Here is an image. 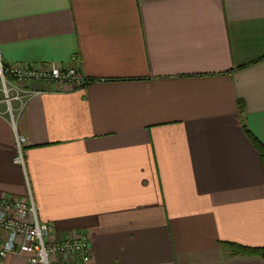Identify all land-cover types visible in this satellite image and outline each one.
I'll return each mask as SVG.
<instances>
[{
    "label": "crops",
    "instance_id": "obj_1",
    "mask_svg": "<svg viewBox=\"0 0 264 264\" xmlns=\"http://www.w3.org/2000/svg\"><path fill=\"white\" fill-rule=\"evenodd\" d=\"M0 49L87 79L0 104V197L91 244L53 264H264V0H0Z\"/></svg>",
    "mask_w": 264,
    "mask_h": 264
},
{
    "label": "built area",
    "instance_id": "obj_2",
    "mask_svg": "<svg viewBox=\"0 0 264 264\" xmlns=\"http://www.w3.org/2000/svg\"><path fill=\"white\" fill-rule=\"evenodd\" d=\"M73 82L78 86L87 83L77 67H46L40 65L5 64L0 49V91L3 94L0 104L6 105V113L16 127L18 114L13 103L21 101L24 105L34 92L23 86L25 81ZM19 109V112L22 108ZM24 137L17 135L19 154L16 161L23 163L22 143ZM50 224L40 220L37 208L29 193L27 199H6L0 197V255L27 253L31 264H53V258H73L81 254L84 261L91 255V244L86 237L52 240Z\"/></svg>",
    "mask_w": 264,
    "mask_h": 264
},
{
    "label": "trees",
    "instance_id": "obj_3",
    "mask_svg": "<svg viewBox=\"0 0 264 264\" xmlns=\"http://www.w3.org/2000/svg\"><path fill=\"white\" fill-rule=\"evenodd\" d=\"M245 130L264 159V144L255 136V134L250 129L246 128V126ZM223 244L228 247L233 254L258 255L264 258V247H248L233 242H224Z\"/></svg>",
    "mask_w": 264,
    "mask_h": 264
},
{
    "label": "rangeland",
    "instance_id": "obj_4",
    "mask_svg": "<svg viewBox=\"0 0 264 264\" xmlns=\"http://www.w3.org/2000/svg\"><path fill=\"white\" fill-rule=\"evenodd\" d=\"M33 81V80H32ZM35 81V80H34ZM27 81H25L24 83H26ZM23 83V84H24ZM25 85V84H24ZM23 85V86H24ZM25 87V86H24ZM22 106V102L21 101H16V102H14L13 103V107L15 108V109H17V111H15V114H18L19 113V109H20V107Z\"/></svg>",
    "mask_w": 264,
    "mask_h": 264
}]
</instances>
